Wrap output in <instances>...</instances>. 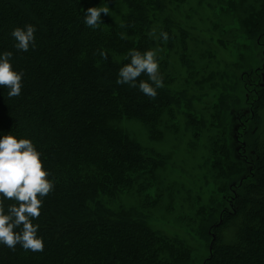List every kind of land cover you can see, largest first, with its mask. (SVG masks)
Instances as JSON below:
<instances>
[{"label":"trees","instance_id":"obj_1","mask_svg":"<svg viewBox=\"0 0 264 264\" xmlns=\"http://www.w3.org/2000/svg\"><path fill=\"white\" fill-rule=\"evenodd\" d=\"M101 1L109 0H0V52H11L13 67L24 73L19 96L9 97L0 86V136L31 139L55 184L32 221L39 225L43 251L0 244V264H196L188 241L151 227L147 211L105 203L137 187L144 206L147 186L140 187L139 180L161 164L114 126L115 119H138L151 128L162 113L174 116L176 109L196 133L205 122L184 108L195 96L174 91L159 60L164 86L155 98L139 90L146 74L135 87L116 83L131 50H154V24L164 0H123L127 12L119 23L101 18L93 29L84 13ZM253 4L241 27L264 57V0ZM26 24L36 32L35 46L25 52L14 47L11 32ZM163 32L169 36L165 18L159 45ZM240 78L248 113L235 121L239 160L220 143L223 136L213 135L211 144L212 168L233 181L225 188L229 208L195 212L202 220L193 231L208 245L202 264H264V59ZM229 101L220 95L219 106L229 107ZM0 203L7 209L16 202L0 196Z\"/></svg>","mask_w":264,"mask_h":264},{"label":"rangeland","instance_id":"obj_2","mask_svg":"<svg viewBox=\"0 0 264 264\" xmlns=\"http://www.w3.org/2000/svg\"><path fill=\"white\" fill-rule=\"evenodd\" d=\"M253 3L255 0H164V9L157 12L159 19L153 31L156 58L162 62L174 91L186 89L187 97L195 96L192 106L184 108L205 122L198 125V133L175 108L174 116L168 111L162 113L151 128L133 118L113 122L161 164L152 175L144 174L139 180L140 187L147 186L142 194L144 206L137 187L105 198V203L113 208L147 211L151 227L188 241L196 264H202L208 255V245L193 231L202 220L195 212L198 208L207 212L213 205H219L218 212L229 208L225 188L233 182L218 176L211 166L212 137L223 136L220 143L231 150L233 161L239 160L233 141L235 121L248 113L240 77L264 59L262 49L241 27L243 17L252 13ZM97 6L109 8L110 14L101 13L109 24L119 23L127 12L123 0L101 1ZM164 18L168 19L169 38L159 45ZM220 95L230 97L229 107L219 106ZM214 115L220 117L216 120Z\"/></svg>","mask_w":264,"mask_h":264},{"label":"clouds","instance_id":"obj_3","mask_svg":"<svg viewBox=\"0 0 264 264\" xmlns=\"http://www.w3.org/2000/svg\"><path fill=\"white\" fill-rule=\"evenodd\" d=\"M101 13L110 14V10L107 7H89L84 13V23L93 29L98 28L103 23ZM35 32L32 24L14 28L11 32L14 47L25 52L34 47ZM161 35L165 41L168 40L167 32ZM99 55L107 58L103 51ZM129 55L130 62L120 68L116 83L135 87L137 78L146 74L148 80L139 82V90L155 98L157 89L164 86L156 52L131 50ZM11 57V52H0V86L8 89L9 97H16L21 94L24 73L15 70ZM48 177L41 153L31 139H18L13 134L0 136V196L16 202L7 209L0 203V244L12 249L19 244L25 250L43 251L44 239L37 234L39 225L32 221L40 215L43 197L55 187L54 181Z\"/></svg>","mask_w":264,"mask_h":264}]
</instances>
